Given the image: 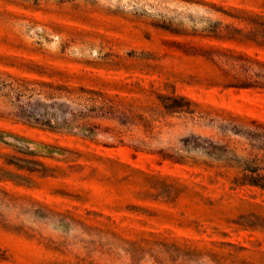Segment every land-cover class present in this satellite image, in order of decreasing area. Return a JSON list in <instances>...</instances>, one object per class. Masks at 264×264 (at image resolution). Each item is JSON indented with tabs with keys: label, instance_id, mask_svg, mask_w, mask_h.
Returning <instances> with one entry per match:
<instances>
[{
	"label": "rangeland",
	"instance_id": "374dc122",
	"mask_svg": "<svg viewBox=\"0 0 264 264\" xmlns=\"http://www.w3.org/2000/svg\"><path fill=\"white\" fill-rule=\"evenodd\" d=\"M264 0H0V264H264Z\"/></svg>",
	"mask_w": 264,
	"mask_h": 264
},
{
	"label": "trees",
	"instance_id": "16d2710c",
	"mask_svg": "<svg viewBox=\"0 0 264 264\" xmlns=\"http://www.w3.org/2000/svg\"><path fill=\"white\" fill-rule=\"evenodd\" d=\"M249 174L243 176L240 180H236L235 182L244 185L249 184L253 186L260 187L264 190V173L260 172L259 167H254L253 169H247Z\"/></svg>",
	"mask_w": 264,
	"mask_h": 264
}]
</instances>
